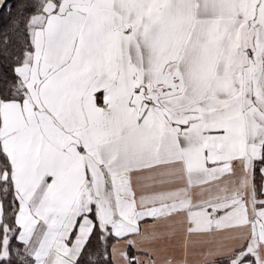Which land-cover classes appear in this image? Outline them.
<instances>
[{"label": "snow or ice", "instance_id": "snow-or-ice-1", "mask_svg": "<svg viewBox=\"0 0 264 264\" xmlns=\"http://www.w3.org/2000/svg\"><path fill=\"white\" fill-rule=\"evenodd\" d=\"M189 248L264 264V0H0V264Z\"/></svg>", "mask_w": 264, "mask_h": 264}, {"label": "crops", "instance_id": "crops-1", "mask_svg": "<svg viewBox=\"0 0 264 264\" xmlns=\"http://www.w3.org/2000/svg\"><path fill=\"white\" fill-rule=\"evenodd\" d=\"M174 255L177 259L182 258L184 256L183 241L179 237L176 239V242H175ZM187 259L189 261V264H195V262L199 260L200 257L195 249L189 248Z\"/></svg>", "mask_w": 264, "mask_h": 264}, {"label": "trees", "instance_id": "trees-1", "mask_svg": "<svg viewBox=\"0 0 264 264\" xmlns=\"http://www.w3.org/2000/svg\"><path fill=\"white\" fill-rule=\"evenodd\" d=\"M2 22H3V23H6V22H7L6 18H4Z\"/></svg>", "mask_w": 264, "mask_h": 264}]
</instances>
